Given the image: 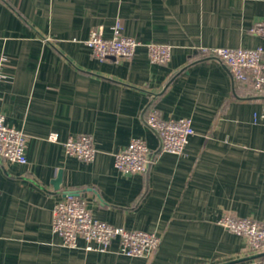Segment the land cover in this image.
Segmentation results:
<instances>
[{"label":"crops","instance_id":"1","mask_svg":"<svg viewBox=\"0 0 264 264\" xmlns=\"http://www.w3.org/2000/svg\"><path fill=\"white\" fill-rule=\"evenodd\" d=\"M262 18L264 0H0V116L27 136L25 164L0 158V264L260 259L217 220L227 212L263 217V96L198 49L263 45L250 31ZM116 23L141 43L134 56L93 57L90 31L101 27L108 37ZM151 42L171 45L167 62L148 60ZM150 106L164 119L191 118L195 133L182 154L159 150L144 122ZM81 133L93 138L91 162L64 151L63 141ZM134 137L151 160L145 172L125 174L114 154ZM63 190H76L96 219L159 234V247L129 257L117 239L105 251L86 250L82 239L65 246L51 228Z\"/></svg>","mask_w":264,"mask_h":264},{"label":"built area","instance_id":"2","mask_svg":"<svg viewBox=\"0 0 264 264\" xmlns=\"http://www.w3.org/2000/svg\"><path fill=\"white\" fill-rule=\"evenodd\" d=\"M111 36H104L101 27L93 28L85 40L91 55L101 61L114 58L129 59L135 54L141 43L134 37L122 33L119 23L111 27ZM250 31L264 39V18L255 22ZM146 56L152 63H165L171 56V45L164 43L145 44ZM201 53L213 55L229 69L235 83H248L255 94L263 96L262 112L259 116L264 128V44L254 48H200ZM145 124L158 136L161 152L180 155L184 152L190 136L195 133L190 117L164 119L157 109L150 106L144 117ZM48 139L55 141L56 133ZM27 136L24 132L4 123L0 116V158L8 162L25 164ZM67 155L84 162L95 157V147L91 135L81 133L69 136L62 143ZM151 160V152L146 142L138 137L131 138L128 144L114 154V167L122 173H143ZM264 205V204H263ZM223 228L236 235L243 236L251 251H260V259H248L239 264H264V213L259 220L237 217L224 213L217 220ZM52 232L58 235L62 243L70 248L82 239L86 250L105 251L112 240H118V251L129 257H144L155 251L161 236L155 232L127 230L96 219L86 206L84 198L67 196L54 203L51 221Z\"/></svg>","mask_w":264,"mask_h":264},{"label":"water","instance_id":"3","mask_svg":"<svg viewBox=\"0 0 264 264\" xmlns=\"http://www.w3.org/2000/svg\"><path fill=\"white\" fill-rule=\"evenodd\" d=\"M114 59V58H112ZM148 167V166H147ZM60 183H61V173L58 172L56 178L52 181L54 189L58 190L60 188ZM64 196H77V191L76 190H63Z\"/></svg>","mask_w":264,"mask_h":264},{"label":"trees","instance_id":"4","mask_svg":"<svg viewBox=\"0 0 264 264\" xmlns=\"http://www.w3.org/2000/svg\"><path fill=\"white\" fill-rule=\"evenodd\" d=\"M199 53H200V54H204V53H201L200 51H199ZM174 75H175V74H172V76H170L169 79H171Z\"/></svg>","mask_w":264,"mask_h":264}]
</instances>
